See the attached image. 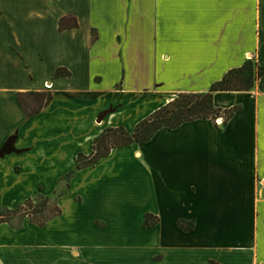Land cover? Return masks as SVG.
<instances>
[{"label": "crops", "instance_id": "1", "mask_svg": "<svg viewBox=\"0 0 264 264\" xmlns=\"http://www.w3.org/2000/svg\"><path fill=\"white\" fill-rule=\"evenodd\" d=\"M38 2L0 6V209L72 174L61 215L0 222V264H264V71L248 90L213 92L234 108L224 124L161 127L75 167L107 127L132 131L247 59L264 67V0ZM64 15L78 26L58 29ZM45 90L27 115L18 93Z\"/></svg>", "mask_w": 264, "mask_h": 264}, {"label": "trees", "instance_id": "2", "mask_svg": "<svg viewBox=\"0 0 264 264\" xmlns=\"http://www.w3.org/2000/svg\"><path fill=\"white\" fill-rule=\"evenodd\" d=\"M77 26L76 17L73 15H64L58 21V29L60 30ZM92 39H95L94 35ZM63 70L62 68H57L55 75H67L68 72ZM263 71V66H257L252 60L247 59L240 66L228 69L219 80L210 85L207 92L178 93L165 104L138 121L132 131H127L122 126L107 127L93 140L91 153L88 156L79 155L77 157L75 167L79 169L91 164V162L107 155L114 147L127 145L132 142L146 141L155 130L161 127H175L185 121L198 118H208L216 124L218 117H222V124H224L232 114L234 108L222 110L215 107L213 104V92L215 90H248ZM31 94H39V92L18 93L20 105L27 115L39 111L51 97L50 94L45 96L40 93V98L35 108L29 109L24 98ZM71 174L72 171L65 176L67 181ZM62 192L64 193L66 190ZM62 192L58 193L54 190L51 195L36 193L20 201L13 209L2 208L3 212L0 211V222H8L12 228L17 229L21 226L23 217H27L30 223L44 226L50 219L61 215L62 211L56 200ZM15 214L19 216L18 223L12 222V216ZM183 223L184 221L182 220L177 221V225L181 230L187 231L192 228V224L187 226ZM144 224H147L145 218ZM149 225L150 223L147 224V226Z\"/></svg>", "mask_w": 264, "mask_h": 264}, {"label": "rangeland", "instance_id": "3", "mask_svg": "<svg viewBox=\"0 0 264 264\" xmlns=\"http://www.w3.org/2000/svg\"><path fill=\"white\" fill-rule=\"evenodd\" d=\"M36 2V6H41L42 5V2H38V1H43V0H0V6L1 7H5V8H8L10 11H15V12H18V14H22V12L25 10V8H23V3L24 2ZM93 36V34H92ZM256 69V68H255ZM48 85L45 84V88L48 89ZM40 93L41 94H44L45 96L50 94L48 93V91H41L39 92V94H31V95H28L24 98V100L26 101V103L28 104V108L29 109H33L35 108L39 98H40ZM67 182L66 178H63L59 184L57 185V192H62L64 190V187H65V183ZM1 212L2 209L0 210ZM19 216L17 214H15L14 216H12V222L14 223H18L19 222ZM146 219V223L149 224L152 220V217L146 215L144 217ZM146 224V226H147Z\"/></svg>", "mask_w": 264, "mask_h": 264}, {"label": "built area", "instance_id": "4", "mask_svg": "<svg viewBox=\"0 0 264 264\" xmlns=\"http://www.w3.org/2000/svg\"><path fill=\"white\" fill-rule=\"evenodd\" d=\"M219 119H221V117H219Z\"/></svg>", "mask_w": 264, "mask_h": 264}]
</instances>
